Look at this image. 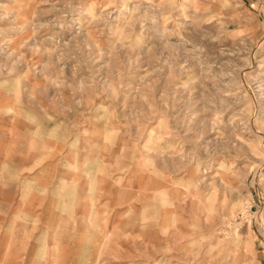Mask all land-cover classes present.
I'll use <instances>...</instances> for the list:
<instances>
[{"label": "rangeland", "instance_id": "obj_1", "mask_svg": "<svg viewBox=\"0 0 264 264\" xmlns=\"http://www.w3.org/2000/svg\"><path fill=\"white\" fill-rule=\"evenodd\" d=\"M0 152L7 235L264 264V0H0Z\"/></svg>", "mask_w": 264, "mask_h": 264}, {"label": "crops", "instance_id": "obj_2", "mask_svg": "<svg viewBox=\"0 0 264 264\" xmlns=\"http://www.w3.org/2000/svg\"><path fill=\"white\" fill-rule=\"evenodd\" d=\"M2 152H0V179L3 177L2 172ZM4 160V159H3ZM5 161V160H4ZM11 192V191H10ZM9 190H5L3 185H0V264H5L4 259L5 258H30L36 260L39 258H48L53 259L56 258L60 259L59 262L57 261V264H79L80 260L84 258L86 255L83 253L80 254H73L69 251V241L63 239L64 237L68 236L67 234H62L64 237H59V239H55L52 236H49V229H44L46 233L44 235L42 234L40 237H37V231L34 233H31L29 235L24 234H15V233H9L6 234V230L8 228L13 229V226L15 225L14 221L20 220V217L23 214L20 212L21 209H23L22 203L20 201L15 202L14 204L7 205V201L5 200V194H10ZM16 193V192H15ZM41 203H39L40 205ZM48 204L42 205V209H50ZM37 209L38 206L36 205ZM68 205H66L64 202L60 205V215L64 212V209H66ZM8 209L9 216L6 219V215L4 213L5 209ZM52 209V208H51ZM62 212V213H61ZM22 214V215H21ZM69 214V213H68ZM68 216V215H67ZM5 219L8 220V223L5 224ZM64 221L65 224H67V219L61 217L60 220ZM69 219V218H68ZM25 223V219H22ZM36 220V217L33 221ZM58 220V219H57ZM11 221V222H9ZM38 221V220H37ZM37 221L28 222L26 221L27 225L31 228V225L35 227V225H39ZM40 225L46 226V225H52L53 221H45L43 223V220L40 221ZM35 229V228H34ZM68 239V237H66Z\"/></svg>", "mask_w": 264, "mask_h": 264}]
</instances>
